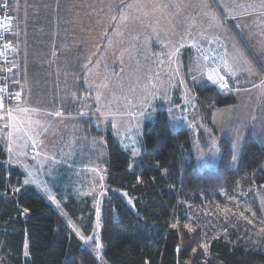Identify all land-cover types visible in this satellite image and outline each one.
Listing matches in <instances>:
<instances>
[{
	"label": "rangeland",
	"instance_id": "1",
	"mask_svg": "<svg viewBox=\"0 0 264 264\" xmlns=\"http://www.w3.org/2000/svg\"><path fill=\"white\" fill-rule=\"evenodd\" d=\"M209 2L227 31L209 27L199 0H124L125 5H133L123 8V15L127 16L124 21H121V8L118 7L120 0H47L45 9L52 15L48 21L61 16V23L66 27H62L60 36H57L60 29L57 30L56 22L50 27L53 31L50 33L53 69L50 81L44 83L41 92L47 96L52 94L61 107L47 112L53 116V125L44 114L32 117L34 121H40V126L32 132L38 146L36 152L30 151L33 142L23 136L12 145V155L21 163L15 160L7 163L8 145L2 132L0 147L6 154L7 165L22 173L21 182L14 189L36 190L65 218L79 240L73 227L85 237L98 235L102 244L100 227L96 228V201L102 198L101 192L106 193V143L103 137L89 138L83 120L93 118V124L98 128L108 124L115 142L129 157V169L136 166L142 154L143 124L152 122L160 110L165 111L173 131L183 128L189 131L198 169L216 167L220 153L213 156L211 145L215 140L219 147L220 136L228 140L236 156L231 165L233 168L238 164L248 133L264 148V86L253 87L264 81V9L260 8V0H223L226 7L218 5L217 0ZM113 16L116 19H112ZM208 40L213 42L208 43ZM181 44L184 46L180 47ZM234 44L244 52L252 71L243 70L248 65H242L236 77L220 71L231 89L221 92L233 93L236 104L214 112L211 129L202 121L192 89L213 84L207 81L206 75L201 76L197 65L207 72L221 64L220 57L226 52L230 60ZM177 48L178 53L170 58V53ZM15 51L12 48L11 82L14 92L20 93ZM54 56H57L56 61ZM204 56L208 57L207 61ZM67 65L65 71L63 67ZM75 68L82 74L80 91L75 90ZM193 75L197 76L196 81L192 80ZM37 92L40 93L39 88ZM177 98L180 101L175 103ZM14 101H5V106ZM42 103L45 104L42 101L33 105ZM146 103L151 104L153 114L150 117L139 115ZM170 110L175 119L170 118ZM58 111L60 116L52 114ZM101 112L111 114L102 116ZM27 117L31 119V116ZM113 122L117 125L115 129ZM134 150L138 151L137 155H133ZM200 156L203 159H198ZM29 167L41 187L36 184L22 187ZM49 195L54 196L56 202L49 200ZM257 195L264 211V193ZM69 198L76 201L91 198L95 220L90 235L84 234L82 220L74 222L65 212L64 203ZM241 207L249 210L245 203ZM86 246L92 251L94 242ZM102 251L103 247L99 256L92 253L100 264H106ZM0 264H3L1 254Z\"/></svg>",
	"mask_w": 264,
	"mask_h": 264
},
{
	"label": "trees",
	"instance_id": "2",
	"mask_svg": "<svg viewBox=\"0 0 264 264\" xmlns=\"http://www.w3.org/2000/svg\"><path fill=\"white\" fill-rule=\"evenodd\" d=\"M2 2L0 14L7 10L11 16L7 39L13 48L14 0L7 8ZM63 68L67 70L68 65ZM73 72L75 90L80 91L81 71L75 68ZM192 92L208 126H212L214 112L236 104L233 93H223L214 85L194 87ZM93 121L83 120L85 133L89 138L103 137L107 147L106 193L99 204L106 264H264V232L260 231L264 218L256 199L264 193V148L250 133L244 138L236 168L230 166L229 142L221 138L217 166L198 169L189 131H173L165 111H158L152 122L144 123L142 154L129 169V157L115 142L111 128L108 124L98 128ZM21 179L22 173L7 165L0 147L3 264H100L36 190L13 191ZM91 201L69 198L64 203L74 222L82 220L85 235H90L95 220ZM24 208L28 213H23ZM177 221L179 227L173 228ZM186 224L195 230L189 231ZM201 245H207V250Z\"/></svg>",
	"mask_w": 264,
	"mask_h": 264
},
{
	"label": "snow or ice",
	"instance_id": "3",
	"mask_svg": "<svg viewBox=\"0 0 264 264\" xmlns=\"http://www.w3.org/2000/svg\"><path fill=\"white\" fill-rule=\"evenodd\" d=\"M218 5L226 7V5H223V0H217ZM199 4L200 7L204 10V15L208 18L209 20V27L210 28H217L220 29L222 31H227V29L224 27V24L222 23L220 17L216 14L215 11L212 10V4L209 2V0H199ZM133 5L131 4H124V0H120V5H118V7L121 8V21L127 20V16L123 15V8H131ZM3 7L7 8V0H5V3L3 5ZM260 8L264 9V0H260ZM255 11V9H253ZM234 18V17H233ZM112 19H116L115 16L112 17ZM237 27H239V25H237ZM8 28L5 27V31H7ZM190 35V33H189ZM202 35H204V33H202ZM212 40H208V43H212ZM184 45L181 44L180 47H183ZM5 47H7V45H5ZM179 49H174L171 53H170V58L172 56H175L178 53ZM0 55H2V53H0ZM203 59L205 61H207L208 57L204 56ZM220 61L221 64L215 68H210L207 70V72L204 71V67L201 65H197V69L200 71L201 76L206 75L207 77V81L210 82L213 85H216L219 89L221 90H231L229 89V84L227 83L225 76L220 75V71L223 70L224 72L228 73L230 76L232 77H236L237 75V71L241 69L242 65H248L247 68H244L243 70L248 71L249 73H251L252 69L250 66V62L247 60V57L244 55V52L237 46V45H233V53L231 55V59L229 60L227 52L225 56H221L220 57ZM175 71L178 73L179 69H175ZM191 71V69H190ZM192 80L196 81L197 80V76L193 75L192 76ZM106 86V85H104ZM259 86H264V81H261V85H253V87H259ZM238 90V89H237ZM3 89H0V93H3ZM8 99L9 100H16L19 101L20 100V93H9L8 95ZM99 94L97 95V102H99ZM146 99V98H145ZM193 107H195V105H193ZM151 109V104L150 103H146L141 110L139 111V115L140 116H144V117H150L153 113L152 111H150ZM98 111H100V109H97ZM38 111L37 109L34 108H21L19 106V104H16L15 106H10V107H6L5 106V98L0 95V132L4 133V136L6 137V143L8 145L7 147V151L9 153V159L7 161V163L11 164L13 162V160H15L16 163H21V161L16 158L13 157L12 152H13V147L12 145L15 144L18 140L21 139V136L26 137L28 140H31L33 142V147L35 148L36 146V138L34 135H32V132L34 130V128L39 127L40 126V121L39 120H32L30 118L27 117V114L32 113V112H36ZM20 114H25V119L21 120L20 118ZM111 114L109 113H105V112H101V115H108ZM51 115V114H50ZM56 116H60L61 113L60 112H56L55 113ZM80 115H83V113H80ZM170 118L175 119L174 117H171V110H170ZM184 119H187L186 117H184ZM26 125V127H25ZM112 127L115 129L117 128V125L115 122L112 123ZM192 127H195V125H192ZM6 130V131H5ZM233 148H235V145H232ZM211 150H212V154L213 156L217 155L220 153V149L216 144V141L213 140V143L211 145ZM138 151L134 150L133 155H137ZM23 155H27V153H23ZM37 155H39V153H37ZM33 159H35V157H33ZM198 159H203V156L198 157ZM233 160H236V156L233 155ZM35 177V173L32 171V169L29 167L27 168V177L24 179L23 181V185L24 186H28L30 184H36L37 187H41L42 185L34 178ZM101 179H103V177H101ZM44 188H46V184L43 185ZM14 192H19L20 189H13ZM105 193L101 192V196H103ZM49 200H52L53 202L55 201L54 196L49 195L48 196ZM100 201L97 200L96 201V228L98 229L100 227V216H101V210L99 207ZM23 213H28L29 209L24 208ZM225 211H227V209H225ZM241 216H243V213L240 214ZM253 216H255V213H253ZM245 219H247V217H245ZM249 223H252L251 220L248 221ZM173 228H178L179 227V221H177L176 223L172 224ZM184 227L188 228L189 231H194L195 229H193L190 225H184ZM73 231L76 232L77 236H79L80 240L84 242V245H91L94 242V247L92 248V251H94L96 253L97 256L100 255V250L103 247L102 244L99 241V237L98 235H93V236H88L85 237L83 235L82 232H80L78 229H76L75 227H73ZM95 231V230H94ZM261 232H264V227H262L260 229ZM202 248L205 249V251L207 250V245H201ZM179 248V246H178ZM195 252V249L193 250ZM24 255L27 257L29 255L28 251H27V245H25V251H24Z\"/></svg>",
	"mask_w": 264,
	"mask_h": 264
},
{
	"label": "crops",
	"instance_id": "4",
	"mask_svg": "<svg viewBox=\"0 0 264 264\" xmlns=\"http://www.w3.org/2000/svg\"><path fill=\"white\" fill-rule=\"evenodd\" d=\"M46 3L47 0H17L13 5V14L15 17L13 48H15L16 50L15 52L17 54L16 77L18 80V86H17L19 88L18 91H20V100L19 101L15 100L14 102L6 106L10 107V105L15 106L16 104H19L21 108L37 109L38 111L29 113L27 114V116H31V119L33 120L32 117L34 115L39 117L41 114H44L45 119L50 120L53 125V121H52L53 116H50L49 113L47 112H54L57 109L60 110L61 106H58L60 101L56 97L55 98L52 97L51 96L52 94L49 96L43 94L41 92V87L44 85L45 82L50 81V73L53 69L52 51H51L52 44L50 41L51 40L50 33L53 31L50 27H53L54 26L53 23L56 22L57 30L60 29L59 34H57L58 31L56 32V34L57 36L58 35L60 36L62 27H66V25L65 26L62 25L61 23L62 19L60 18L61 16L51 22L48 21V19L52 17V15L50 14L51 13L50 10L45 9L48 6L45 5ZM64 34L66 35L65 30H64ZM56 52L57 51H55V54ZM58 52L60 59L61 54L59 49ZM54 57L56 61L57 56ZM43 65H49V67L45 68ZM38 88L40 89V93L37 92ZM191 95L194 98L193 94ZM42 101L45 102V104L42 103L43 105H39V106L33 105L34 103H40ZM179 101L180 100L177 98L175 100V103H178ZM48 109L51 111H49ZM20 118L21 120H24L25 114H20ZM208 127L213 129L212 128L214 127L213 119H212V126H208ZM214 132L217 135H219L216 130H214ZM221 138L223 137L220 136V139ZM220 139H219V147H220ZM204 140H205V136H204ZM37 147L38 146L36 144L35 148L32 147L30 151H32L33 153L36 152ZM203 149L206 151L205 147H203ZM233 155L235 154L232 151V159L230 166L234 161ZM231 168L233 167L231 166ZM256 199L260 207L261 213L264 216L262 204L257 197Z\"/></svg>",
	"mask_w": 264,
	"mask_h": 264
},
{
	"label": "built area",
	"instance_id": "5",
	"mask_svg": "<svg viewBox=\"0 0 264 264\" xmlns=\"http://www.w3.org/2000/svg\"><path fill=\"white\" fill-rule=\"evenodd\" d=\"M3 4L5 3V0H2ZM12 0H7V5L11 3ZM5 27L8 28L7 31H5ZM11 27V16L7 13V10H5L2 14H0V66H1V82H0V89H3V93H0L5 98L6 102H10L12 100L8 99L9 93L15 94L14 92V84L11 82L13 81L11 77L12 73V66H13V58L11 56L12 54V47L10 42L7 39V35L9 33ZM7 45V47H5ZM11 77V78H10ZM13 87V88H12Z\"/></svg>",
	"mask_w": 264,
	"mask_h": 264
}]
</instances>
